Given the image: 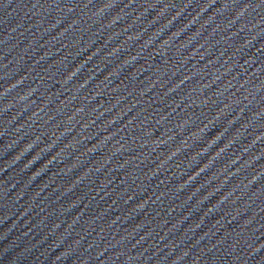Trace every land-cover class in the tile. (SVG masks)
I'll list each match as a JSON object with an SVG mask.
<instances>
[{
	"label": "water",
	"instance_id": "95a60500",
	"mask_svg": "<svg viewBox=\"0 0 264 264\" xmlns=\"http://www.w3.org/2000/svg\"><path fill=\"white\" fill-rule=\"evenodd\" d=\"M0 264H264V0H0Z\"/></svg>",
	"mask_w": 264,
	"mask_h": 264
}]
</instances>
